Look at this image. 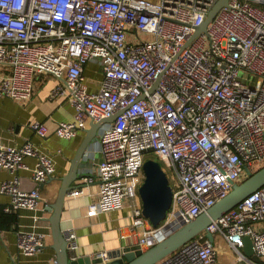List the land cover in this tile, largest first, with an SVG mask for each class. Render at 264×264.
<instances>
[{
    "label": "built area",
    "instance_id": "obj_1",
    "mask_svg": "<svg viewBox=\"0 0 264 264\" xmlns=\"http://www.w3.org/2000/svg\"><path fill=\"white\" fill-rule=\"evenodd\" d=\"M216 1L0 0V97L28 101L37 76L50 75L49 98L75 109L73 119L57 123L55 132L65 139L116 113L98 130L95 171L67 193L83 195L97 183L88 216L129 203L132 229L148 221L137 190L131 191L143 181L148 152L173 174L172 203L161 225L174 227L228 193L246 176V166L264 164V0H229L195 34ZM89 62L101 75L94 88L85 75ZM30 128L39 136L48 132L41 120ZM26 156L35 157L29 188L15 175L29 168ZM0 167L14 175L0 185L8 196L0 211L8 213L36 209L41 185L56 169L52 155L31 140L0 145ZM158 230L149 226L139 242L149 245ZM207 230L225 239L239 264H264V185ZM61 231L76 257V228ZM246 235L257 263L243 252ZM45 236L18 231L19 252L36 254ZM108 253L97 254L107 259ZM217 255L203 231L154 264H219Z\"/></svg>",
    "mask_w": 264,
    "mask_h": 264
},
{
    "label": "crops",
    "instance_id": "obj_2",
    "mask_svg": "<svg viewBox=\"0 0 264 264\" xmlns=\"http://www.w3.org/2000/svg\"><path fill=\"white\" fill-rule=\"evenodd\" d=\"M85 74L98 77L91 82V88H94L101 78L98 65L94 62L87 63ZM54 83L55 79L50 75L39 74L28 101L20 102L7 96L0 97V145L20 146L26 140H31L41 151L52 155L56 166L54 174L41 185L42 199L36 209L10 212L14 219L8 226L2 224L0 219V264H50L55 258V251L51 247V228L48 221L50 211L47 206L56 199L61 177L67 173L70 160L85 133L80 131L70 139L56 134L58 121L73 119L75 109L65 99L49 98L48 94ZM33 120H41L47 124L48 132L45 136H39L30 128V122ZM99 138L97 133L88 145L78 167L81 176L74 183L82 184V177L95 171L96 163L100 159ZM25 161L29 168H20L15 175L23 187L29 188L33 185L30 167L34 165L35 157L26 156ZM13 176L7 169L0 167V185ZM85 189L87 192L83 195H66L61 216V227L71 224L77 230L79 248L76 255L95 256L99 251L118 250L140 241L150 225L146 221L143 226L131 228L129 203L126 202L127 204L119 210L88 216L87 204L95 196L97 183H91ZM7 202L8 196L0 192V207ZM36 216L38 220L35 219ZM21 230L45 233L44 246L36 254L24 255L19 252L17 233ZM213 237L219 264H239L225 239L218 234H213Z\"/></svg>",
    "mask_w": 264,
    "mask_h": 264
},
{
    "label": "water",
    "instance_id": "obj_3",
    "mask_svg": "<svg viewBox=\"0 0 264 264\" xmlns=\"http://www.w3.org/2000/svg\"><path fill=\"white\" fill-rule=\"evenodd\" d=\"M228 1L217 0L204 21L197 27L195 34L205 30L208 22L214 17L218 9L226 5ZM115 116L116 113L98 121H90L89 127L84 130L85 134L70 160L67 173L61 177L56 199L47 206L48 211H50L48 221L51 228V247L55 251V258L50 264H154L203 231H205L206 237L214 242L213 233L207 230V225L213 219L237 206L248 194L264 185V164L255 170L246 166V176L241 181L233 183L230 191L216 200L206 211L199 213L196 217L178 227H174L172 223L161 225L172 203V186L166 170L159 161L147 157L143 162L144 178L138 186V194L142 202V214L152 227L161 226L162 230L155 233V238L152 235L148 237L149 245L143 246L138 242L123 246L121 249L109 251L107 259L98 254L95 256L77 255L71 257L67 249V241L61 231V216L65 197L70 189L81 185V183L74 182L81 176L78 173V167L88 145L96 137L99 128L104 123L112 122ZM243 252L255 263L259 261L249 235L243 238Z\"/></svg>",
    "mask_w": 264,
    "mask_h": 264
},
{
    "label": "rangeland",
    "instance_id": "obj_4",
    "mask_svg": "<svg viewBox=\"0 0 264 264\" xmlns=\"http://www.w3.org/2000/svg\"><path fill=\"white\" fill-rule=\"evenodd\" d=\"M85 75H86V74H85ZM86 78H87L89 81L93 82V80L95 81L98 77H96V76H88V75H86ZM147 157H152V158H155V159H157V160L159 161V163L161 164V166L166 170L167 175H168V177H169V181H170V183L173 184V183H174L173 174H172V172H171V170H170L169 168H165V164H164V162H163L162 160H160V159L158 158V156H157L155 153H153V152H148V153L145 155V158H147ZM258 167H260V166H257L256 168H253V170L257 169ZM136 190H137V196L140 198V196H139V194H138V188H133V187L131 188V191H132V192H135V193H136ZM140 199H141V198H140ZM147 223L151 226V224L149 223V221H148Z\"/></svg>",
    "mask_w": 264,
    "mask_h": 264
},
{
    "label": "trees",
    "instance_id": "obj_5",
    "mask_svg": "<svg viewBox=\"0 0 264 264\" xmlns=\"http://www.w3.org/2000/svg\"><path fill=\"white\" fill-rule=\"evenodd\" d=\"M0 219H1L2 224H4L5 226L6 225L8 226V224L14 219V215L12 213L1 211Z\"/></svg>",
    "mask_w": 264,
    "mask_h": 264
}]
</instances>
